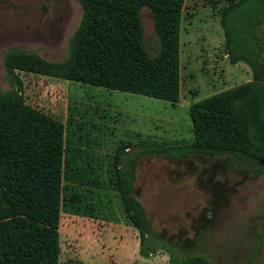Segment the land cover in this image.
<instances>
[{"label": "rangeland", "instance_id": "1", "mask_svg": "<svg viewBox=\"0 0 264 264\" xmlns=\"http://www.w3.org/2000/svg\"><path fill=\"white\" fill-rule=\"evenodd\" d=\"M235 1L184 0L177 14L159 16L147 7L137 17L95 9L85 19L93 7L82 0H0V93L15 92L63 130L60 264H264V174L252 163L231 155L142 156L132 194L145 229L131 225L119 177L137 151L133 144L193 143L190 105L253 80L243 62L229 63L219 25L220 12ZM256 34L264 45V17ZM81 35L103 46L88 56L77 46L81 70L74 79L25 71L16 62L14 79L7 75V51L65 64ZM161 40L164 59L174 55L169 93L156 99L126 91L138 82L154 89L147 73L137 74L139 43L154 56ZM95 63L110 73L92 76ZM238 147L252 152L245 143Z\"/></svg>", "mask_w": 264, "mask_h": 264}, {"label": "trees", "instance_id": "2", "mask_svg": "<svg viewBox=\"0 0 264 264\" xmlns=\"http://www.w3.org/2000/svg\"><path fill=\"white\" fill-rule=\"evenodd\" d=\"M82 1L87 3V7H93L88 8L89 13L85 12V19L95 9L103 15L115 12L121 16L137 17L139 9L147 7L153 16L175 15L184 3V0ZM263 17L264 0H236L220 12L219 25L229 63L243 62L251 71L253 80L190 105L188 115L192 124L193 143L168 147L147 142L131 146L137 151L127 156L119 172L121 186L133 215L130 218L131 225L145 229L142 205L132 194L137 162L142 156L161 155L175 159L186 154L231 155L252 163L257 175L264 174V45L256 34ZM85 25L88 29V23ZM82 36L77 44L74 40L76 47L86 48L82 56H88L95 48L98 54L103 46L100 47L101 42L89 45ZM161 41V49L154 56H150L143 44L139 43L143 59H140L142 66H136L139 69L137 74L147 73L146 78L152 81L154 89H145L140 86L144 83L138 82L127 87L126 91L159 99L162 90L168 92V87L173 86L168 68L174 55L168 61L164 59L167 51ZM103 43L108 45L106 37ZM108 49L111 51L110 47ZM122 56L124 59L125 54ZM35 59V56L30 55L19 57L15 49L7 51L4 54L7 75L14 79L10 66L15 62L19 69L25 71H47L54 75L59 73L60 76L69 73L73 79L81 70L78 47L65 64L51 65ZM95 66L93 68L92 64V76L110 73L108 66L99 63H95ZM62 131L60 123L24 105L15 92L5 95L0 93V264H60L57 224ZM243 143L252 152L238 147ZM258 246L259 243L251 253V263Z\"/></svg>", "mask_w": 264, "mask_h": 264}]
</instances>
